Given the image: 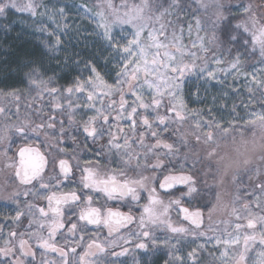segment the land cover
Here are the masks:
<instances>
[{"label": "snow or ice", "instance_id": "1", "mask_svg": "<svg viewBox=\"0 0 264 264\" xmlns=\"http://www.w3.org/2000/svg\"><path fill=\"white\" fill-rule=\"evenodd\" d=\"M10 13L45 38L9 66L15 81L0 80V168L17 181L0 192L14 205L0 216V264H124L126 245L148 252L158 228L170 233L166 264H205L204 251L211 264H264V166L247 185L234 172L225 201L232 165L221 171L212 147L238 121L264 126V110L249 109L257 94L264 104V0H0V19ZM81 33L106 54L69 55ZM69 63L83 69L66 86ZM212 87L222 94L207 111L191 107ZM229 98L224 121L214 109ZM97 155L118 163L101 168ZM201 208L227 216L222 233L203 227Z\"/></svg>", "mask_w": 264, "mask_h": 264}, {"label": "rangeland", "instance_id": "2", "mask_svg": "<svg viewBox=\"0 0 264 264\" xmlns=\"http://www.w3.org/2000/svg\"><path fill=\"white\" fill-rule=\"evenodd\" d=\"M14 16H16L17 19H21L23 21L27 20L29 25L31 26L30 19L24 14L10 13L7 19H0V40H1L0 46L2 43L8 42V38L11 37L9 31H5L3 29V26L9 25V23L12 21L11 17ZM187 22L188 21L186 20V24ZM200 34L204 35L203 32H201ZM19 36H21V40L18 39L16 44L11 43L10 46L16 49L18 47H21V44H24V49L19 48L14 50V52L12 51L13 56L15 57L14 59L11 60L8 59L7 54L3 56L4 52H6V49L0 47L1 48L0 74H2L3 76L6 72L13 74L11 73V69L9 66L12 63H13L12 65H14L15 61L19 58V56L16 57L15 54L18 55V53H21L22 55H25L26 50L28 49L39 52L40 51L39 42L45 38L44 34L39 33L34 29L31 32V34L28 35V37L24 33H20ZM195 36H196V32L194 29L191 39L194 40ZM69 43L71 44V47L67 50L69 55H72L74 52H79L84 57L96 56V58L99 59L100 54L103 53L102 49L97 48L95 38L90 35H87L86 33H81L78 37L74 36ZM185 43L188 44L189 47H191V41L187 37V28H185ZM193 51H195V49H193ZM64 56H65V52H60L59 58L61 61H63ZM252 63H255V61H253ZM56 66H57L56 61H52V67L55 68ZM212 66L215 67V65ZM82 69H83V64L80 65L79 69H77L71 63H69L66 67L62 66V71L59 73L61 75V79L59 83L65 84L67 86L66 82L71 81L73 77ZM249 70H251V65H249ZM16 79L17 78L13 74V77L12 79L9 80V82H13ZM195 85H196V78L193 77L190 86L194 88ZM221 94L222 93L219 88L217 87L209 88L208 93L206 94L207 97L206 100H203L201 103H193L191 107H196V108L203 107L204 110L207 111L208 107H210L212 104V97L220 96ZM33 95H35V93H33ZM201 95L203 97L205 96V93L202 92ZM245 97H247V93H245ZM232 103H233V98H229L227 100L228 108L225 109L223 107V102H221L215 107L214 113L218 117L222 115L224 121L230 120L232 118V114H230ZM236 103L239 104V100H236ZM0 104H4L5 107L9 106L4 102L3 98H0ZM249 109H255L256 112H260L264 110V104L260 103V94L256 95L253 102L249 105ZM9 115L12 116L13 120L15 119L14 108L12 109V112ZM22 115H23V109H22ZM240 115L247 118L248 113L246 112V110L243 109V107H241ZM0 119L3 118L0 117ZM238 123L240 126L239 128H237L236 131H229L227 134L218 132L216 134V139L212 145V147L216 152V158L219 161V167L221 171H223L225 165H232V167L228 169L222 189L224 193L225 201L231 198V194L234 193L235 190L232 182V176L234 172L238 171V174L242 178L244 184L247 185L249 184V179H248L249 175L253 174L258 166H264V126L260 125L258 122L245 124L243 121H238ZM11 139L14 146L20 145V141L17 136L13 135ZM33 140L35 141L36 138L33 137ZM203 148H204L203 145L197 146V151L202 152ZM95 159L101 168H103L106 165H109L110 159L112 161V166H115L116 163H118L115 157L110 158L108 155H104V156L97 155L95 156ZM237 161L239 162V169H237L236 167L235 162ZM245 161H247V163H245ZM213 167L216 168L217 165L213 164ZM209 183L211 184L212 181H209ZM14 184L15 182L13 178V171L7 168H0V192L12 191ZM213 191H215V188L213 189ZM13 209H14L13 204L5 200H0V216L14 214ZM171 215L173 221H175L177 219L176 213L173 212ZM203 217H204L203 227L205 229L208 228L218 229L219 233H222L225 227V224L222 223V220L228 219L227 216L223 214V212L213 213L210 219L209 209L207 208L204 209ZM5 231H7V227L5 228ZM125 232H124L125 234H128L127 231ZM154 237L155 240L157 241V245L154 248L150 247V250L148 252H144L143 250H138L135 249L134 247L126 246L129 248V254L127 256L120 257V260H122L124 264H136V260L140 261L143 257H145L149 259V261L145 264H150V263L156 264L157 262H158L157 264H166V261H168L170 258L169 255L170 249L169 247L164 245L163 241L170 238V233L158 228L154 232ZM209 248H211V245H209ZM181 250L182 251L184 250L183 247L181 248ZM117 251H119V249H117ZM154 256H158L155 257L157 262L153 260ZM203 258L205 260V264H211L212 256L209 254L208 251L203 252Z\"/></svg>", "mask_w": 264, "mask_h": 264}, {"label": "trees", "instance_id": "3", "mask_svg": "<svg viewBox=\"0 0 264 264\" xmlns=\"http://www.w3.org/2000/svg\"><path fill=\"white\" fill-rule=\"evenodd\" d=\"M92 2L93 3H95L96 2V0H92ZM245 2H246V0H245ZM11 19H12V21L9 23V26H10V31H9V34H10V38H8V42H5V43H2L1 44V48H4V49H6V52H4V55L3 56H5V54H7V56H8V59H14L15 57L13 56V53H12V51L14 52V50H16V49H19V48H22V49H24V44H21V47H18V48H16V49H14L12 46H10V44L11 43H14V44H16L17 43V41H18V39L19 40H21V36H19V34L20 33H24V34H26V36L28 37V35H30L31 34V32L33 31V28H31V26L29 25V23H25V21H23V20H21V19H17V17L16 16H14V17H11ZM26 38V37H25ZM28 42V41H27ZM0 43H1V40H0ZM27 44H29V43H27ZM0 48V49H1ZM3 51V50H2ZM33 53H38V51H34V50H30V49H28V50H26V53H25V55H31V54H33ZM16 55V57L17 56H23L21 53H18V55L17 54H15ZM10 62V61H9ZM13 62V61H12ZM11 63V62H10ZM13 64V63H12ZM11 64V65H12ZM11 69V68H10ZM10 69H8V70H10ZM6 75H11L12 77H13V74H10L9 72H6L5 74H4V76L2 75V74H0V80H3L4 78H5V76ZM20 145H15L14 146V148H13V152H15L16 151V149L19 147ZM27 226V224H25V227Z\"/></svg>", "mask_w": 264, "mask_h": 264}, {"label": "flooded vegetation", "instance_id": "4", "mask_svg": "<svg viewBox=\"0 0 264 264\" xmlns=\"http://www.w3.org/2000/svg\"><path fill=\"white\" fill-rule=\"evenodd\" d=\"M17 160H18V156H17ZM13 178H14V182L15 183H17V181H16V178H15V173H14V171H13ZM146 195V194H145ZM204 209L205 208H201V211L204 213ZM122 211H127V208L125 207V208H122L121 209ZM137 215H138V210H137ZM203 219H204V217H203ZM186 223V222H185ZM129 227H133L134 228V226H132V225H130ZM125 231H127V229H122V232H125ZM126 233V232H125ZM131 239L133 240V242H135V237H131ZM126 246H128V247H134V245H126ZM155 257H158V256H154V261H156L157 262V260H156V258ZM149 261V259H147V258H145V257H143L141 260H140V262H141V264H145V263H147ZM158 263V262H157ZM156 263V264H157ZM151 264V263H150Z\"/></svg>", "mask_w": 264, "mask_h": 264}]
</instances>
